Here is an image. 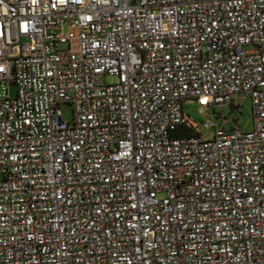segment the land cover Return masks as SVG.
<instances>
[{
  "label": "built area",
  "instance_id": "1",
  "mask_svg": "<svg viewBox=\"0 0 264 264\" xmlns=\"http://www.w3.org/2000/svg\"><path fill=\"white\" fill-rule=\"evenodd\" d=\"M0 264H264V0H0Z\"/></svg>",
  "mask_w": 264,
  "mask_h": 264
},
{
  "label": "rangeland",
  "instance_id": "2",
  "mask_svg": "<svg viewBox=\"0 0 264 264\" xmlns=\"http://www.w3.org/2000/svg\"><path fill=\"white\" fill-rule=\"evenodd\" d=\"M62 49V47H60ZM245 52H251L252 49L246 48ZM106 85L116 84V80L113 78H105ZM234 105L230 108H217L211 110L210 114L213 116V124L216 126V129L221 128V120H226L224 130L226 132H231L232 128L237 127L238 130L242 133H247L251 131V104L250 99L245 98L243 95H237L233 98ZM184 112L190 116L192 120L201 121L199 114H197L196 108L193 106H185ZM62 121L69 123L72 120V109L69 105H63L60 108ZM216 129H211L208 133L201 131V135L205 138H210L213 132Z\"/></svg>",
  "mask_w": 264,
  "mask_h": 264
}]
</instances>
